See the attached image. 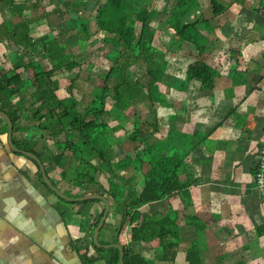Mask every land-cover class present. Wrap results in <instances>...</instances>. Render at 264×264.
Wrapping results in <instances>:
<instances>
[{"label":"crops","instance_id":"0c3cea01","mask_svg":"<svg viewBox=\"0 0 264 264\" xmlns=\"http://www.w3.org/2000/svg\"><path fill=\"white\" fill-rule=\"evenodd\" d=\"M15 1L9 0L5 4L0 0V13L6 14L4 18L0 15V33L5 32L10 37L9 42L5 37L4 40L0 39V76L13 75V64H19L20 58L29 59V54L20 50L25 42L17 38L24 30L29 28V36L33 39L45 36L47 39L49 36L46 34L31 33L38 23L52 30L55 28L49 23L58 18L57 26L64 23L68 26L77 19L72 20L67 13L79 11L78 7L60 5L58 0H47L55 8L45 11L46 0H37L34 3H43L44 9L40 17H33L28 14L30 9L27 0H21L19 4ZM223 1L227 4L232 2L223 14L211 19L208 26L197 24L188 29L191 36L187 40L202 46L200 59L216 71L211 90H201L199 82L192 80L188 74V66L196 61V56L191 54L193 57L184 59L176 53L171 55L172 59L181 56L180 61L187 63V66L183 68L184 65L179 62L175 64L174 70L168 72L165 79L166 88H169L167 92L161 91L162 86H157L159 89L161 87V94L170 95L171 100L166 103L171 107L164 105L161 108L167 113L161 117L157 115V123L152 125V128L156 126L157 131L150 135L151 139L145 134L142 137V133L152 131L141 125L135 137L125 138V132L117 125V113L111 111L113 102L109 98L112 103L108 102L107 113L102 116L93 113L85 115L83 124L93 120L98 124H107L110 127H107L105 136L115 137V140H111V146L104 147L109 158L107 165L102 162L100 155H96L99 149L96 148L95 152L88 146L85 151L91 158L85 164L80 155L83 147L78 133L70 130L66 119L61 118L58 122L56 116H45V104L38 99L37 84L32 81V74L35 69L39 72L41 63L46 70L52 69L55 61L52 62L49 56L64 49L65 52L69 50L64 47L67 40H54L57 41L55 48L48 53L42 48L43 52L38 51L39 58L31 54L34 58L32 65L36 67L21 71L24 89L6 103L5 110H0L16 118L11 136L15 149L36 155L47 175L51 171L53 176L48 177L61 193L72 199L99 195L108 200L109 213L112 214L110 218L109 213L106 217V229L103 231L104 224L99 231V244L107 246L117 243L123 251L130 246L134 254L142 256V264H188L185 252L192 240L197 244L199 253H212L209 264H237L240 261L247 264L262 263L264 203L255 186L253 172L264 138V0ZM13 3L15 10L19 8L16 14L1 6L5 4L9 7ZM22 4H25L24 10L18 7ZM31 7V12L40 8L37 4ZM53 14L55 18L51 16ZM13 17L26 24H11ZM13 30L14 36L8 33ZM64 32L60 31L58 35L63 36L61 33ZM48 39L45 42H53ZM67 43L70 46L72 44L70 41ZM70 54L75 67L53 72L52 79L58 81L55 96L59 100L67 98L57 93L63 88L61 80H58L62 71H69V74L78 71L81 75V72L91 73L95 69L91 63H82L85 62L84 57L90 55L84 56L82 52ZM96 66L100 65L97 63ZM72 92L70 95L74 97ZM74 98L79 102L78 112H84L90 103L81 110V101ZM125 98L126 95L122 99ZM126 120L123 126H130V129L134 122H139L135 119L134 122ZM146 122L149 124V120ZM118 136L122 137L118 139ZM67 142L72 145L70 149L59 148L66 146ZM147 146L151 153L159 156L175 155V164L177 161L181 166L179 179L187 187L176 192L174 197L163 200V203L165 207L175 210L178 217L176 225L183 231V236L178 238L174 234L159 239L156 236L158 233L152 232V227H146L139 237L142 242L131 246L133 227L129 225L128 217L124 220L121 211H116L117 203L108 197L105 190L109 189L108 174L116 172L114 159L126 153L133 155L136 149L142 151ZM59 156L63 158L60 167L56 161ZM89 167L98 169V173L94 174ZM37 171L35 161L10 148L8 125L0 116V264H85L84 254L87 258L100 256L94 248L93 233L98 226L94 228V225L105 209L104 202L99 199L86 200L91 201L89 203L63 200L41 183ZM126 172L134 174L132 167ZM99 173H107L105 182L97 179ZM84 174L87 175L86 182L82 181ZM137 177L136 184L141 181V174ZM160 208V202L139 208V223L134 226L139 228L145 219L151 222L161 220L166 211ZM194 222L206 224L204 230L195 233L191 227ZM158 230L156 226L153 231ZM112 248L102 247V254L110 258L113 252L109 249ZM203 257L202 262L205 264L206 256ZM95 264L105 263L96 261Z\"/></svg>","mask_w":264,"mask_h":264},{"label":"trees","instance_id":"16d2710c","mask_svg":"<svg viewBox=\"0 0 264 264\" xmlns=\"http://www.w3.org/2000/svg\"><path fill=\"white\" fill-rule=\"evenodd\" d=\"M58 1L65 5H71L78 8V3L82 2H74L75 0L68 2H66L67 0ZM198 1L199 0H176V3L173 4V6L168 10L165 22L174 32L175 39H178L177 41L174 40L175 42L173 41L171 43L170 51L172 52V54L178 53L184 58L192 56L191 54H196V61L192 62L188 66L187 71L192 80L199 82L201 90L206 91L213 88L216 71L211 66L203 62L202 59H200L201 53L203 52L202 47L193 44V46H195L193 47L195 52L192 49V51L188 52L185 50V48L187 49L186 45L188 40L183 37V34L188 29L194 27L197 24L208 26L209 21L214 17L223 14L229 8V5H231L232 2L228 3V5L223 0L222 3H220L218 0H200L199 4ZM152 2L153 0H105L104 2H100L96 8L94 21L96 28L106 33V36H104L102 40L94 39L92 41H88L89 37L86 33L88 21L86 19L79 18L74 22H71V25H68L75 27L74 31L77 36L76 42L78 43V46L83 49L82 54H84V56H89V53L92 52L94 46L96 48V45L98 43L109 44L115 48L122 49V53L113 60L112 67L108 70L107 75L111 76L112 74L116 73V75L118 76H124V78L121 79V83H127L125 91L121 92L118 90L120 87L118 86V84L120 83H117L112 90H110L109 86L105 83L104 87L92 90V100L89 106H87V108L84 110V112H78L77 105L79 104V102L71 95H68L67 98L63 100H59L55 96V91L58 89V81L52 79L53 72L57 69L62 68L71 70L72 68H74L72 66L76 65L74 61L70 60V52L68 50L65 52L64 49L60 53L52 54V56H49L50 58H52V62L55 61V64H53V67L50 70H46L45 65H43L42 63L39 65V72L36 71V66L32 65L33 63H31L30 65H19L15 63L13 64V75L7 76L6 74H3L2 76H0V110H5L6 103H9L11 101V98H14V96L21 94V90L24 89L23 80L21 78V71H27L31 68H34L35 70L32 81L34 80L37 84L36 92L38 94V99L42 102L43 105L45 104V116L52 118L56 116V118H58V122L61 118L66 119L70 130L78 133V136L81 140V146L83 147L82 151L80 150V155L85 164H87L91 158V155H88L85 151V147L88 146L95 152L96 148H98V154H100L102 161L107 165V160L109 158L104 152V147L107 148L111 146V144H107L108 141H104V138H107V136H105L106 134L101 136L100 140L98 138L97 130L100 129L102 133H107V127L110 126L104 123L98 124V122H96L95 120L83 124L82 120L88 113H93L97 116H102L103 114L107 113V104L109 103L106 99L108 98L113 102V104L111 105V111L113 113H117V117H121V120L124 119L125 110L130 107L131 102L122 101V96L126 95L125 93L129 94V90L133 92L134 96L135 94L137 96L138 92L136 93L134 89H138V91H141L142 89V82L140 80L135 84H130L129 79L127 78L130 75L129 73H132V64L141 61L140 59L145 61L147 64L145 67V77L149 79L147 82V87L149 89H147L146 92V99L152 104L154 103V99L156 100V98L158 97L159 91L157 90V86L158 83H160L159 78L162 76L163 79H166L167 62L164 58V52L151 46L153 33L149 24L158 17L154 10ZM24 5L25 4H22V6L18 7H20V9H23ZM199 6H201L202 8L199 9ZM8 8L12 11L13 14H16L14 3ZM205 13L207 14L204 16ZM191 15H194L195 18L192 21H189ZM54 20L55 21L51 24L49 23L51 27L57 25V23L59 22L58 18H55ZM20 24H26V22L21 20L18 25ZM137 24H139L141 27L139 34L135 32V27L137 26ZM66 32L72 31L68 28ZM10 33L12 34V36L15 35L14 30ZM65 35L64 37L68 36ZM17 38L25 42L26 45H23V47H26L27 45L33 43L41 44L43 45V49L47 51V53L50 52L51 49L55 48V45H57V41L54 40L53 42H45V40H47L46 36L33 39L31 36H29V28L24 30L22 35ZM35 64L37 65V62ZM139 71H142V68H140ZM40 76L41 78L44 77L45 79H47V81L39 80ZM153 93L154 96H152ZM142 97L141 100H143ZM8 115L12 121V125L14 126L16 118L12 114ZM43 116L44 115H42L41 117ZM121 126L123 128L122 124ZM137 126L138 125L132 124V132L130 133L129 138L127 137L128 139H130L131 137H135V133H137L138 128ZM153 131H157L156 126L154 127ZM142 137L145 136L142 134ZM71 147L72 145H69V143L67 142L66 146H60L59 148L70 149ZM79 148L80 146L77 147V149ZM24 149L33 152L27 147H25ZM151 152L152 151L150 150V147L147 146L143 151L136 153L137 159L135 160V163L131 161L130 157L127 156L125 159H122L120 162H118L119 169H123L129 164L134 165L137 169H141L143 163H145L144 161H147L146 163L148 164V166L150 165L148 170L144 173L143 186L137 191H134V188L129 189L126 184L123 183L124 179L121 178V175L116 176L118 177V179H116L114 178L113 173H109V178H107L109 189L105 190L106 194L110 199H113L117 203L116 211H121L122 218L124 217L125 211H127L128 223L133 227L131 229V246L137 245L142 242V239H139V237L141 236V233L146 231V227H152V229L154 230V228L158 226L159 230L157 232L152 230V232L158 233L156 234V236L159 239L168 236L172 237V235L181 231V229L176 225V219L178 217L175 213V210L171 209L170 207H165L163 203V200L174 197L176 192L182 191L187 187V184L182 183L179 179L181 166L177 164V161L175 164V155L159 156ZM56 161H58L59 167L60 165H63L62 157L59 156ZM37 168L38 178L41 183L47 188L42 178L40 169L38 166ZM86 176L87 175H83V178H86ZM112 183H115L116 186L113 187ZM89 202L91 201L78 203ZM156 202H160V204L162 205V211H166L163 218L156 222L147 221L146 219L142 220L139 228H137L136 224L139 223L140 219L139 208L147 204ZM163 206L166 209L163 208ZM104 210L105 209L102 210L100 217L94 225V228L98 225V222L101 219ZM205 225L206 224L202 222H194V225H191V227L195 230L196 233L204 230ZM173 230H175V233H173ZM176 237L179 238L178 235ZM94 248L96 249V252L100 254V256L97 255L93 258H87V255L84 254L83 259L85 260V264H95L96 261H104L105 264H118L119 252L117 249H109L110 252H113V255L110 258L107 255V258L104 254H102L104 252L102 248H97L96 246H94ZM185 254V261L188 264H201V258L197 249V244L194 242V240L189 242V246ZM141 257V255L134 254L131 251L130 246L124 248V264H142V262L144 263V260ZM237 264H244V262L240 261Z\"/></svg>","mask_w":264,"mask_h":264},{"label":"rangeland","instance_id":"374dc122","mask_svg":"<svg viewBox=\"0 0 264 264\" xmlns=\"http://www.w3.org/2000/svg\"><path fill=\"white\" fill-rule=\"evenodd\" d=\"M2 1L6 4V2H8L9 0H2ZM20 1L21 0H18V1L16 0L15 2H17L19 4ZM36 1L37 0H27L29 5L32 6L34 4H37L38 7H40V8H36V9H34V7H33L34 11L31 12L32 7L28 5V9H30L28 14H32L31 16H33V17L34 16L40 17V15L42 13V8L44 9V6H43L44 4L43 3L39 4V2L38 3H34ZM68 1H74V0H67L66 2H68ZM78 1L79 2L82 1V3H83V4H81L79 6V8H78L79 11L78 12L67 13V15L72 20L81 18V19H86L88 21V25L86 27V33L88 34V37H89L88 41H92L94 39L102 40V38L104 36H106V33H104L101 30H98L96 28L94 19H95V12H96L97 5L100 2H104L105 0H75L74 2H78ZM218 1L220 3H222V0H218ZM152 3H153L154 10H155V12H156L158 17L156 19H154V21L150 22V24H149L150 28L152 29V33H153V40L151 42V46L153 48H155V49H159V50L164 52L165 57H166V62H167V66H166V72L167 73L166 74L168 75V72H171L172 70H174L175 69V64H177L179 62L184 65L183 68H186V66H187V63H185L184 61H180V60H182L181 56L176 57V59H175V57H173L174 59H172V56H171L172 52L170 51L171 43L174 40L177 41L178 39H175L174 32L169 28L168 24H166V22H165L166 17H167V12L173 6V4L176 3V0H153ZM199 3H200V0L198 1V4ZM5 4H1V6L4 5V7L8 8V6L5 5ZM56 4H58L57 1H56ZM45 5H46L45 11H47L46 10L47 8H50V10L55 8V5L52 4V3L47 2V0L45 1ZM60 5H62V3H60ZM200 8H202V7L199 6V9ZM0 11H2V9H0ZM16 11L19 12V8H16ZM206 14L207 13H205L204 16ZM0 15H2V17L4 18L6 14H3V12H2V14L0 13ZM31 16L29 17V19H31ZM51 16H53V18L56 17L55 14H53ZM17 17H18V15H17ZM17 17H13L10 23L11 24H14V23L15 24H19L21 21H19V19ZM194 18H195V16L191 15L189 21H192ZM41 26H43V25H39V23H38V26H36L31 31V33L32 32H36L39 35L40 34H46L47 36H49L48 38H50L51 41L52 40H60V39L64 40V39H66L67 42L70 41L72 43L71 46L67 42L64 43V47H66V49H69L68 51L70 53L72 52L73 54H79V53L82 52L83 49L80 48L78 46V43L76 42L77 41V36H76L75 31H74L75 30L74 26H67L64 23V24H61L60 26L54 25L53 27L55 29H52V30L45 29V28H43ZM67 27L72 32H66ZM140 30H141V27H140L139 24H137V26L135 27V32L137 34H139ZM1 31H3V26L1 27ZM60 31L61 32L65 31V33H61L63 36H59L58 35V33L60 34ZM189 31L190 30H187L183 34V37H185L186 39L189 36H191ZM8 33L11 34L10 32H8ZM65 34L68 35V36H66ZM64 35L67 38L64 37ZM4 37H5V39H7L6 41H8V42L10 41V37H8L5 32H4V34L0 33V39L4 40ZM50 39H48V40H50ZM24 45H26V44H24ZM186 46H187V49L185 48V50L187 52L188 51H192V50L194 51L193 47H195V46H193L192 42L188 41ZM200 47H202V46H200ZM42 48L43 47H42L41 44H36V43L27 45L26 47L22 46L20 48L21 52L29 54V55H27V58H29V59L26 61L25 59L20 58V59H18V63L22 64V65H30L32 62H34L33 55L35 54V56H37V58H39L38 51L41 50L39 52H43ZM17 50H19V49L17 48ZM13 51H14V49H13ZM121 53H122V49H120V48H115V47H113L112 45H109V44L98 43L96 45V48L94 46V48L92 49V52L89 53L90 56L89 57H84V59H85L84 61L85 62H82V63H85V64H87V63L93 64L92 67H95V69H93L94 71H92L91 73H88V72L87 73L86 72L82 73L81 72V75L78 73V71H71L70 74L68 73L69 71L68 72L62 71V73H61L62 75L58 76V80L59 79L61 80L63 88H62L61 91H58L57 93L59 94V96H63V95L68 96V95H70V92L73 90V92L71 94H73L74 97H76L78 100L81 101L80 103H82V104H80V108L82 110L84 107H86L91 102V100H92L91 99L92 90H94L96 88L104 87L105 83H106V85H108L110 87L111 90L113 89L114 85H116L117 83H120V84H118V86H120L118 90L121 91V92L125 91V88L127 87V83H125V82L121 83V79L124 78V76L121 77V76L115 75V73L112 74L111 76L107 75L108 70L112 67L113 60L116 57H118ZM31 54H33V55H31ZM173 55H177V54L173 53ZM194 56H196V54H194ZM187 58L188 57H185L184 59H187ZM97 63L100 66L97 67L96 66ZM146 65H147L146 62L143 61L142 59H141V61H138L137 63L135 62L134 64H132V69H131L132 73L130 72L129 73L130 75L127 78L129 79L130 84H135V83H137V81L140 80L142 82V84H141L142 89H141V91L139 90L140 92L138 91V89H134L136 91V93L138 92L137 96L135 94L136 97L133 95V92L131 90H129V94L125 93L127 98H125L124 100L122 99V101L131 102L130 107H128L125 110L126 114L127 115L130 114L129 117H131V121L132 122H133V119H135L137 122L139 121L138 122V126H137L138 128H140V125L142 127L150 128L151 131H152L151 133L146 132V133H142V134L143 135L145 134L148 137V139H151V136H149V135H152V133H154V131L152 130L153 129L152 125L155 124L157 122V120H158V119H156V116L159 115L161 117V116H164L167 113V110H164V112H163L161 110V108L164 105H166L165 107H168V108L171 107L170 104L168 105L166 103L167 101L171 100V97H170V95L166 96L164 94H162V97H160L162 92L161 93L159 92V95L156 98V100L154 99V104H155L154 107H153V103L151 104L146 99V96H147L146 92H147V89H149L147 87V82H148L149 79L147 77H145V73H146L145 67H146ZM72 67H75V66H72ZM140 68H142V71H139ZM39 80L47 81V79H45L44 77L41 78V76L39 77ZM159 82L161 84L158 83V85L162 86V89L160 87L161 91L167 92V90L169 88H166L167 86L165 85V79H163L162 76L159 78ZM160 89L157 87L158 91H160ZM66 90H67V92H66ZM166 94H168V93H166ZM152 96H154V93L152 94ZM141 97H142L143 100H141ZM122 98H123V96H122ZM107 102H110V100L108 99ZM110 103H112V102H110ZM30 105H31V103H30ZM107 105L109 106L110 104H107ZM27 108H28V106L26 107V109ZM20 109H22V108H20ZM21 111L19 113L24 114ZM156 112H158V113H156ZM119 119H121V117H117V120H119ZM148 120H149V124L146 122ZM170 121H172V119H170ZM97 131H98V138L99 139L101 138V136L106 134L105 132L102 133V131L100 129L97 130ZM128 133L129 132L127 131V134L124 136L125 138L128 137ZM138 134H141V133H138ZM125 138H123V139H125ZM111 140H115V137L107 136V138L106 137L104 138V141H108L107 144H110ZM97 155H100V154H97ZM117 172H118V170H117ZM121 174L117 173V175H119V176ZM48 175L50 177L53 176L51 171L48 172ZM137 176H138V174H134V175L122 174L121 178L125 179L126 181H129V182L134 178L135 181L133 180L134 182L132 183V188H134V191H137L139 188H141L140 186H138V184L139 183H141V184L143 183L141 181L138 184H136V181H138V179H139ZM55 177L57 178V180H59L57 175ZM106 177H107V173H99V175L97 176V179L99 181H104L105 182L104 179ZM52 180L55 181L54 178ZM112 186L115 187L116 184L112 183ZM150 204H152V203H150ZM150 204H147V206L150 205ZM160 206L162 208L161 204H160ZM156 209L158 211V207ZM109 214H110V216H109V218H110L112 213H109ZM106 227H107V224H105V227L103 228V231L106 229ZM173 233H175V230H173ZM182 233H183L182 231H180L178 233H175V236L178 235L179 237H182L183 236ZM260 258L262 260V264H264V253L262 255H260ZM245 259H247V258H245Z\"/></svg>","mask_w":264,"mask_h":264},{"label":"water","instance_id":"95a60500","mask_svg":"<svg viewBox=\"0 0 264 264\" xmlns=\"http://www.w3.org/2000/svg\"><path fill=\"white\" fill-rule=\"evenodd\" d=\"M0 116L3 117L5 119V121L7 122V125H8V141H9V146L10 148L15 151V152H19V153H22L24 156L30 158L31 160L35 161L37 166L39 167L40 169V172H41V175H42V178L45 182V184L47 185V187L53 191L57 196H59L60 198H62L63 200H66V201H71V202H75V201H86V200H91V199H99L101 201L104 202L105 204V210H104V214L98 224V226L95 228L94 230V233H93V241H94V244L95 246H97L98 248H104V249H107V248H110V247H114V248H117L120 255H119V261H118V264H124V251H123V248L117 244V243H114L112 245H107V246H101L98 242V234H99V231L100 229L104 226L105 224V220H106V217L110 211V205H109V202L108 200L104 197V196H99V195H89V196H84V197H80V198H77V199H72V198H69L67 197L66 195H64L63 193H61L53 184L52 182L50 181L45 169H44V166L42 165L41 161L38 159V157L30 152H26V151H20V150H17L15 149L13 143H12V140H11V136H12V130H13V127H12V121L10 119V117L0 111ZM127 217V211H125V214H124V220L126 219ZM121 229V227H120ZM118 235V233H117ZM117 237V236H116Z\"/></svg>","mask_w":264,"mask_h":264},{"label":"flooded vegetation","instance_id":"af4514ba","mask_svg":"<svg viewBox=\"0 0 264 264\" xmlns=\"http://www.w3.org/2000/svg\"><path fill=\"white\" fill-rule=\"evenodd\" d=\"M164 58H165V60H166V57L164 56ZM162 95V94H161ZM155 106V104L153 103V107ZM125 115H124V119H119L118 121V126L125 132L124 133V135H126L127 133H126V131H129V130H132V129H130V126H126V125H124L123 126V128H122V126H121V124L123 125L124 124V122H125V119H127L126 120V122L127 121H131V117H129L130 116V114L129 115H127L126 114V112L124 113ZM156 119H157V116H156ZM132 122V121H131ZM134 122V121H133ZM120 123V124H119ZM157 123V122H156ZM155 123V124H156ZM131 124V123H130ZM133 124H135V125H138L137 123H133ZM129 127V130H127V128ZM154 129V128H153ZM129 133H131V132H129ZM128 133V138H129V134ZM124 135H122V136H124ZM122 136H118L117 138H119V137H122ZM123 139H121V140H118V141H122ZM146 148V147H145ZM145 148H143L142 149V151L145 149ZM137 152H141V151H138L137 149H136V151L135 152H133V155L131 154V153H126V154H122L119 158H115L114 160H115V162L113 163V166H114V168H115V170H116V172H110V173H113V175H114V178H116V179H118V177H116V176H119V175H117V173H122V174H128V172H126L128 169H130L131 167L133 168V173L134 174H138V175H140L141 174V181L142 182H144V173L148 170V168H149V166H148V164L146 163L147 161H144L145 163H143V165H142V168L141 169H137L134 165H132V164H129L127 167H125V168H123V169H119V167H118V162H120L122 159H125L126 158V156L127 157H130L131 158V161H133L134 163H135V160L137 159L136 158V153ZM165 156H169L168 154H166ZM113 159V158H112ZM112 159H110V161L112 160ZM109 161V163L111 164V162ZM103 162V161H102ZM87 165V164H86ZM112 168V167H111ZM89 169H92V171L94 172V174H96V173H98V169H94V168H92V167H89ZM87 170V169H86ZM85 170V171H86ZM117 170H118V172H117ZM100 171H101V169H100ZM121 174V175H122ZM134 174H132V175H134ZM84 175H86V174H84ZM106 179V178H105ZM133 180H135L134 178H133ZM133 180H131L130 182L129 181H126L125 179L123 180V183H125L126 184V186L129 188V189H131L132 188V182H133ZM83 181H85L86 182V178H83ZM140 181V182H141ZM87 182H88V180H87ZM94 182H96L97 183V180H95ZM138 186H140V187H142L143 186V183L141 184V183H139L138 184ZM143 207V206H142ZM212 254V253H211ZM211 254H203V253H199V255H200V258H201V264H203V262H202V257H203V255H205L206 256V258H205V264H209V260H210V255ZM204 258V257H203ZM244 262V264H247L245 261H243ZM227 264H234L233 262L232 263H229V262H226ZM259 264H262V263H259Z\"/></svg>","mask_w":264,"mask_h":264},{"label":"built area","instance_id":"2783aa9c","mask_svg":"<svg viewBox=\"0 0 264 264\" xmlns=\"http://www.w3.org/2000/svg\"><path fill=\"white\" fill-rule=\"evenodd\" d=\"M253 178L262 202L264 203V138L258 153L256 165L254 166Z\"/></svg>","mask_w":264,"mask_h":264}]
</instances>
